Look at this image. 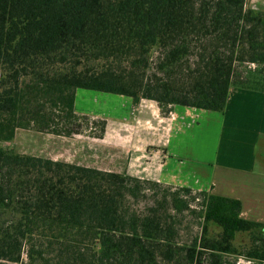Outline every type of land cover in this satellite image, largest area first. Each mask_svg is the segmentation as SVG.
Segmentation results:
<instances>
[{"label":"trees","instance_id":"1","mask_svg":"<svg viewBox=\"0 0 264 264\" xmlns=\"http://www.w3.org/2000/svg\"><path fill=\"white\" fill-rule=\"evenodd\" d=\"M79 89L224 113L232 90L264 94V11L0 0V264H264V226L238 200L6 146L18 130L80 134ZM239 234L251 236L243 252Z\"/></svg>","mask_w":264,"mask_h":264},{"label":"rangeland","instance_id":"2","mask_svg":"<svg viewBox=\"0 0 264 264\" xmlns=\"http://www.w3.org/2000/svg\"><path fill=\"white\" fill-rule=\"evenodd\" d=\"M246 6L264 11V0H246ZM258 109L261 114L263 106ZM176 111L184 116L199 112L179 107L163 113L153 101L141 100L135 104L131 98L79 89L76 94V112L80 117L87 118L80 134L65 138L18 130L15 139L6 146L25 155L75 163L105 172L126 173L181 188L183 185L178 181L174 183L173 177L167 172L160 175L168 181L158 175L170 156L169 148L164 147L179 134L173 126L177 119L180 120ZM230 116L228 114L223 117L222 113L209 112L204 118L197 117L188 121L191 127L187 130V136H179L182 139L177 153L179 156L188 152L192 154L186 162L179 158L182 161L179 174L189 184L194 185L196 181L195 176L189 175V172L199 168L200 162L210 159L208 156L213 151L209 149L219 147L221 153L226 147L227 134L223 131L228 129L219 128V123L209 118L228 120ZM174 158L176 160L172 162L177 164L178 159ZM235 244L243 252L250 248L251 239L249 235L239 234ZM238 259L240 264L247 263L244 256Z\"/></svg>","mask_w":264,"mask_h":264},{"label":"crops","instance_id":"3","mask_svg":"<svg viewBox=\"0 0 264 264\" xmlns=\"http://www.w3.org/2000/svg\"><path fill=\"white\" fill-rule=\"evenodd\" d=\"M262 95L253 91L232 90L227 109L222 113L223 117L230 114V118L228 120L209 118L212 122L217 121L219 128L228 129L223 131L227 134L226 147L221 153L219 147L214 146V149L211 147L209 151L213 152L208 156L210 159L200 162L199 168H193V171L189 172V175L196 178L194 185L182 179L179 174L182 164L179 158L186 162L192 154L188 152L179 156L177 149L182 137L188 135L187 130L191 127L188 121H193L197 117L204 118L209 112L198 110L196 114L184 116L180 111H176L175 114L180 115V120L177 119L173 126L179 134L167 147L163 146L169 148L170 156L159 171V178L161 173L167 172L173 177L174 183L178 181L183 187L238 200L242 204L241 218L264 226V96ZM260 106H263L261 114L258 109ZM174 156L178 159L177 164L172 162L176 160ZM260 235L264 238V230ZM249 237L251 239V236Z\"/></svg>","mask_w":264,"mask_h":264}]
</instances>
